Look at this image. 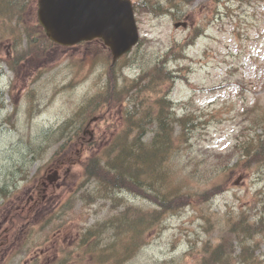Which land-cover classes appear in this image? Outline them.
<instances>
[{
  "label": "rangeland",
  "instance_id": "374dc122",
  "mask_svg": "<svg viewBox=\"0 0 264 264\" xmlns=\"http://www.w3.org/2000/svg\"><path fill=\"white\" fill-rule=\"evenodd\" d=\"M185 6L180 18H175L174 8L170 12H137L140 43L115 66L102 40L75 46L39 40L35 36L39 32L37 0L28 7L25 22L19 25L21 31L10 30L9 20L4 21L7 31H0V187L7 184L11 195L0 202V224L18 198L24 203L32 195L37 200L43 196L39 188L42 179L36 178L45 173L63 142L53 131L73 118L90 98L96 96L100 105L113 85L109 80L110 75L115 77L114 72L122 85L125 75L137 77L165 56L170 58V70L181 75L172 85L163 84L165 91L171 89V105L178 116L186 112L195 115L192 138L181 144L169 163L170 186H180L182 192H202L223 183L226 189L212 199L169 213L161 227L146 236L149 241L139 254L125 264H154L172 258H176L174 264H194L205 240H221L229 218L244 210L256 218L264 210V163L246 167L243 161L231 168L236 160L232 159L234 146L251 140L260 128L255 120L264 114V0H195ZM177 20L187 21L188 26L176 28ZM185 41L186 55L181 52ZM15 56L12 72L8 58ZM141 94L142 102H148V96ZM128 106L124 103L109 110L100 106L101 112L82 117L87 127L91 118L99 116L89 127L92 143L82 148L81 138L73 141V147L81 150L80 159L111 138ZM32 152L38 156L36 160ZM80 159L54 161L59 177L45 192L47 198L39 201L37 210L35 205L26 207V212L32 207L35 225H26L23 233L17 224L11 231L13 226L2 231L1 240L10 241L0 244V263L51 264L56 260L59 264L63 257L67 264H88L89 255L78 250L76 241L88 228L123 207L112 208V203L103 199L88 204L79 197L84 180ZM203 160H213L215 165L205 168ZM55 170L51 168L48 174L53 176ZM116 195L125 204L136 203L149 210L155 207L129 191ZM77 198L80 200L74 204ZM49 210H53L52 224L47 225L46 220V225H40V217ZM17 238L24 239L22 247L19 243L12 248L17 243L11 240ZM130 239L129 235L116 236L108 225L99 247L112 240ZM255 240L259 242L258 264H264V233L257 234Z\"/></svg>",
  "mask_w": 264,
  "mask_h": 264
},
{
  "label": "trees",
  "instance_id": "16d2710c",
  "mask_svg": "<svg viewBox=\"0 0 264 264\" xmlns=\"http://www.w3.org/2000/svg\"><path fill=\"white\" fill-rule=\"evenodd\" d=\"M194 1L167 0L165 4L161 0H143L139 8L156 13L170 12L174 8L175 18H180L182 7ZM33 2L34 0H0V31H7L4 28L7 24L4 23L5 20H9L10 30L21 31L19 25L24 24L25 13ZM12 31L11 33L20 35ZM35 36L41 41L47 39L44 32H38ZM187 45L188 43L181 45L184 55ZM169 67V58L165 56L154 66L141 71L137 77L125 75L122 85L118 73L113 71L115 77L110 75L109 80L113 85L105 91L103 102L97 105L96 96L90 98L73 118L66 120L55 130L57 140L63 142L53 157L80 159L81 150L72 144L82 135V117L101 112L100 106L109 110L129 103L128 107L123 108L125 113L119 129L111 138L102 144L98 143L95 151L86 159H80L84 180L78 189L79 197L87 203L103 199L110 201L112 208L118 205L123 207L98 226L88 228L81 240L76 241L78 250L83 249L89 255L88 264H125L139 254L149 241L146 236L156 232L169 213L192 202L199 204L212 199L226 189L223 183H217L202 192H182L180 186H170L169 163L181 144L192 138L195 115L193 112H186L178 116L171 109V100L168 98L171 89L165 91L163 84L169 82L172 85L176 77L181 75H174ZM142 92L148 96V102H142ZM255 124L261 131L252 135L250 141L243 140L244 142L240 141L234 146L232 159L235 157L236 160L231 168L243 161H246L243 164L246 167L264 163V114L255 120ZM31 154L33 159L38 157L34 152ZM191 163L185 167L188 169ZM202 165L210 168L215 165V161L203 160ZM126 191L133 193L138 200L142 198L151 202L155 207L149 210L136 203L121 202L122 198L116 194ZM78 200L80 199L77 198L73 203ZM51 213L44 217V221L50 220L52 224ZM16 218L20 220L21 216L17 215ZM108 225L113 227L116 236L129 235L131 239L112 240L100 248V238ZM260 233H264V210L256 218L244 210L238 216L228 219L222 229L221 240L216 243L205 240L202 243L194 264H258L256 252L259 242L255 237ZM238 247L240 250L237 252ZM175 260L176 258L155 260L154 264H174ZM67 262L62 257L59 264Z\"/></svg>",
  "mask_w": 264,
  "mask_h": 264
},
{
  "label": "water",
  "instance_id": "95a60500",
  "mask_svg": "<svg viewBox=\"0 0 264 264\" xmlns=\"http://www.w3.org/2000/svg\"><path fill=\"white\" fill-rule=\"evenodd\" d=\"M39 19L63 45L102 38L114 62L140 39L132 0H39Z\"/></svg>",
  "mask_w": 264,
  "mask_h": 264
},
{
  "label": "flooded vegetation",
  "instance_id": "af4514ba",
  "mask_svg": "<svg viewBox=\"0 0 264 264\" xmlns=\"http://www.w3.org/2000/svg\"><path fill=\"white\" fill-rule=\"evenodd\" d=\"M135 3H137V4H139V2H135ZM89 134V131H88V129L87 128H85L84 129V135L82 136V138L80 139L81 140V145L82 146H85V142L87 141V138H86V136ZM58 173V172H57ZM49 178H51V177H49ZM43 186H44V191L46 192V190H47V188L49 187V184L46 182V181H44L43 182ZM20 208H24V207H22L21 205H18V206H16V209H20Z\"/></svg>",
  "mask_w": 264,
  "mask_h": 264
}]
</instances>
